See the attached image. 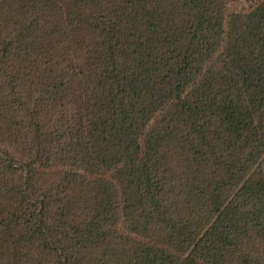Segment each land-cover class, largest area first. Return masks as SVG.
<instances>
[{
  "label": "trees",
  "instance_id": "16d2710c",
  "mask_svg": "<svg viewBox=\"0 0 264 264\" xmlns=\"http://www.w3.org/2000/svg\"><path fill=\"white\" fill-rule=\"evenodd\" d=\"M0 264H264V0H0Z\"/></svg>",
  "mask_w": 264,
  "mask_h": 264
}]
</instances>
